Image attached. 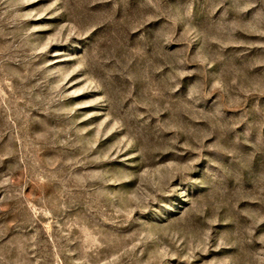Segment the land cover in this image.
<instances>
[{"label": "rangeland", "instance_id": "obj_1", "mask_svg": "<svg viewBox=\"0 0 264 264\" xmlns=\"http://www.w3.org/2000/svg\"><path fill=\"white\" fill-rule=\"evenodd\" d=\"M0 264H264V0H0Z\"/></svg>", "mask_w": 264, "mask_h": 264}]
</instances>
